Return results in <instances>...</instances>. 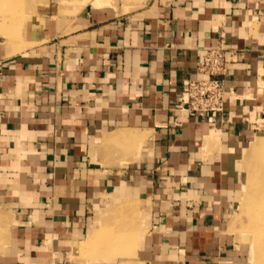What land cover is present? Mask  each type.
<instances>
[{"label": "crops", "instance_id": "0c3cea01", "mask_svg": "<svg viewBox=\"0 0 264 264\" xmlns=\"http://www.w3.org/2000/svg\"><path fill=\"white\" fill-rule=\"evenodd\" d=\"M17 27L0 25V264H249L239 211L264 120V0L47 5ZM220 44L234 62L208 120L179 97ZM129 196L140 226L131 214L130 235L105 237L96 207Z\"/></svg>", "mask_w": 264, "mask_h": 264}, {"label": "rangeland", "instance_id": "374dc122", "mask_svg": "<svg viewBox=\"0 0 264 264\" xmlns=\"http://www.w3.org/2000/svg\"><path fill=\"white\" fill-rule=\"evenodd\" d=\"M164 1L165 0H0V25H6L9 34H16L18 32L17 22L20 19L25 17L31 10L47 5L58 6L62 10L68 8L77 9L85 6V4L109 8L113 7L117 10L122 6L124 11H129L130 9L137 10ZM256 124L262 129L260 132L261 138H257L252 144H249L250 146L248 145L247 148L248 152L244 154L245 162L251 158V163L248 166V183H244V198L239 211L240 214L242 212L241 216H243L246 222H244L245 224L243 223L245 229L242 231L249 232L250 234L247 236V239H250L251 248L248 251L249 259L250 251L252 257V261L250 259L249 264H262L261 258L264 257V223H261L262 218V222H264V120L260 119ZM127 151V153L120 151V154H118V152L114 154L112 151V154L108 155V157L112 156L116 159L121 157L124 159V157H129L132 154L130 151L132 152L133 150L128 148ZM256 154L258 155L252 161V158L255 157ZM137 213V221L140 226L142 219L140 199L137 196H129L128 198H123L112 203L102 202L96 207L93 217L94 220L100 223V227H102V225L109 227L103 232L105 237L109 238L113 230L114 232L119 233L121 231L122 233H126L125 235H128L132 227L129 223L130 218L128 217L129 215L131 217V214ZM105 217L107 218L105 219ZM254 238L257 242V247L253 248L252 243L254 242ZM113 240H118L117 236ZM84 242L80 243L81 249L74 254V260H85V258H87L85 249L82 247Z\"/></svg>", "mask_w": 264, "mask_h": 264}, {"label": "built area", "instance_id": "2783aa9c", "mask_svg": "<svg viewBox=\"0 0 264 264\" xmlns=\"http://www.w3.org/2000/svg\"><path fill=\"white\" fill-rule=\"evenodd\" d=\"M234 53L224 44L206 48L198 57L199 77L183 83L179 102L191 115L212 120L224 108L225 76L234 62Z\"/></svg>", "mask_w": 264, "mask_h": 264}, {"label": "bare ground", "instance_id": "6f19581e", "mask_svg": "<svg viewBox=\"0 0 264 264\" xmlns=\"http://www.w3.org/2000/svg\"><path fill=\"white\" fill-rule=\"evenodd\" d=\"M252 187V186H251ZM253 188V187H252ZM264 196V195H263ZM263 205H264V203H263ZM263 219V218H262ZM262 219H261V223H264V222H262ZM252 247L254 248V247H257V242L255 241V238H254V242L252 243ZM255 251V250H254ZM255 253V252H254ZM261 263L262 264H264V257L263 258H261Z\"/></svg>", "mask_w": 264, "mask_h": 264}]
</instances>
